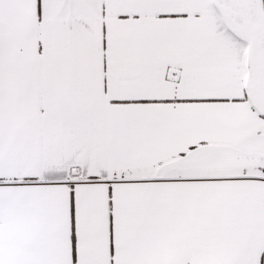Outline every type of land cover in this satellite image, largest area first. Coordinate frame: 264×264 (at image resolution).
<instances>
[{
  "label": "snow or ice",
  "instance_id": "1",
  "mask_svg": "<svg viewBox=\"0 0 264 264\" xmlns=\"http://www.w3.org/2000/svg\"><path fill=\"white\" fill-rule=\"evenodd\" d=\"M0 264H264V0H0Z\"/></svg>",
  "mask_w": 264,
  "mask_h": 264
}]
</instances>
